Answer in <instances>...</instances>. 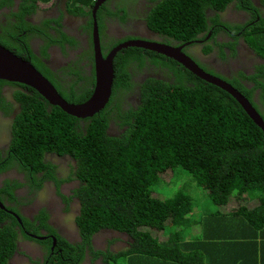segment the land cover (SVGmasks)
Here are the masks:
<instances>
[{"label": "trees", "instance_id": "16d2710c", "mask_svg": "<svg viewBox=\"0 0 264 264\" xmlns=\"http://www.w3.org/2000/svg\"><path fill=\"white\" fill-rule=\"evenodd\" d=\"M234 2L233 8L250 15L246 22L221 20L220 13ZM21 23L25 24L23 20ZM148 24L150 29L182 42L209 31L212 38L216 31L225 28L231 36L242 32L253 50L264 57V0H157ZM146 55L150 62L161 61L168 66L172 72L167 73L169 80L143 75L140 67L144 66ZM258 68L250 79L254 78L255 86L262 88L260 97H264V68ZM113 70L110 104L86 120L84 129L76 117L50 105L31 87L34 96L21 100L31 105L23 106L14 123L12 146L20 157L40 155L47 147H63L77 159V174L84 185L80 191L81 214L76 221L86 241L89 234L109 228L129 234L132 251L147 247L150 250L158 244L147 229H170L174 239L187 224L206 223L216 215L223 216V207L232 193L264 188L263 132L228 92L181 63L139 47L117 52ZM234 86L252 102L249 89L240 83ZM138 87L140 103L136 107L123 106ZM91 90L85 88L77 102L90 95ZM58 91L62 95L60 85ZM111 119H120L125 131L111 135ZM33 146L37 147L36 152ZM177 167L206 190L203 203H195L194 197L183 189L171 198L154 195L153 185L165 172ZM18 224L13 214L0 208V264H9L16 250ZM57 241L62 244L61 253L45 255L42 264H79L82 247L75 251L63 238L58 237ZM44 245L49 253L48 245ZM126 253L109 252L104 263L107 260L116 264Z\"/></svg>", "mask_w": 264, "mask_h": 264}, {"label": "flooded vegetation", "instance_id": "af4514ba", "mask_svg": "<svg viewBox=\"0 0 264 264\" xmlns=\"http://www.w3.org/2000/svg\"><path fill=\"white\" fill-rule=\"evenodd\" d=\"M70 1L73 0H46L42 5L39 0H0V45L29 61L58 93L60 85L62 95L59 94L67 102L82 103L92 94L96 49L105 57L126 41L142 40L181 47V51L204 72L229 83L248 99L245 92L234 86V83H240L249 89L252 99V102L248 99L249 102L263 116L264 97H260L263 90L256 87L255 79L250 77L258 73L259 66L264 68V57L253 50L242 32L231 36L225 28L216 31L212 38L209 31L182 42L150 29L148 17L157 0H103L95 11L93 4L96 0L87 8L73 3L69 6ZM234 5L235 2L220 13L221 20L246 22L250 15L233 8ZM94 25L98 29V43L94 37ZM128 47L134 46L122 47L117 52ZM140 70L147 77L163 80H169L167 73L172 74L167 65L161 61L150 62L147 55ZM90 87L91 94L77 102L78 96L84 94L83 90ZM32 89L25 84L0 79V208L13 214L19 223L16 250L9 264H42L45 255L61 253L62 244L58 243V237L70 243L75 251L82 247L79 264H105L109 252L115 253L130 245L131 236L125 232L115 236L113 231L116 230L103 228L89 234L88 241L84 239L76 221L81 214L80 191L84 181L77 174L75 156L63 147H47L40 155L23 158L12 146L16 118L23 106L31 105L21 100L34 96L35 89ZM139 103L138 87L131 91L128 103L123 106L136 107ZM108 104L110 99L105 107ZM46 108L50 110L51 107ZM96 114L76 117L81 128L84 129V122ZM125 128L120 119L109 122L111 135H120ZM33 149L37 151V147L33 146ZM35 227L36 232H33ZM23 234L32 240L24 238ZM44 244L48 245L49 253ZM94 251L103 254L95 255Z\"/></svg>", "mask_w": 264, "mask_h": 264}, {"label": "crops", "instance_id": "0c3cea01", "mask_svg": "<svg viewBox=\"0 0 264 264\" xmlns=\"http://www.w3.org/2000/svg\"><path fill=\"white\" fill-rule=\"evenodd\" d=\"M90 1L76 4L87 8ZM229 199L223 216L187 224L174 239L170 229H147L158 246L132 251L129 243L120 250L127 251L120 264H264V188L234 192Z\"/></svg>", "mask_w": 264, "mask_h": 264}, {"label": "water", "instance_id": "95a60500", "mask_svg": "<svg viewBox=\"0 0 264 264\" xmlns=\"http://www.w3.org/2000/svg\"><path fill=\"white\" fill-rule=\"evenodd\" d=\"M102 1L103 0L95 1L93 4L94 11ZM97 33L98 29L96 28V25H94V37L98 43ZM127 46L143 47L171 57L200 78L225 90L238 101L253 122L262 130L264 135L263 118L243 94L229 83L204 72L181 51V47L176 48L163 43L145 42L142 40L126 41L120 46L112 49L105 57H103L99 50L96 49L95 85L90 97L86 101L78 104L67 102L57 92L48 79L45 78L29 61L15 55L2 45H0V79L25 84L35 89L48 103L60 107L69 115L79 118L91 117L102 110L108 103L112 93L114 76L113 58L120 48ZM113 232L115 236L119 235V232Z\"/></svg>", "mask_w": 264, "mask_h": 264}, {"label": "rangeland", "instance_id": "374dc122", "mask_svg": "<svg viewBox=\"0 0 264 264\" xmlns=\"http://www.w3.org/2000/svg\"><path fill=\"white\" fill-rule=\"evenodd\" d=\"M71 2L72 1L68 3L69 6H71ZM261 113L263 114V117L261 115L260 116L264 118V113L263 112ZM178 189H183L184 192L193 196L195 203L198 202L203 203L204 199H207L205 194L206 190L198 186L191 178L189 173L184 169H182L181 167H177L172 171L170 170L168 172H165L163 176L159 178L157 184L153 185L154 195L161 199L173 197ZM98 255H102V254H98ZM109 256L110 254H107L106 258ZM122 261H123V257H119L116 261V264H120ZM105 262H107L108 264L109 261L106 260Z\"/></svg>", "mask_w": 264, "mask_h": 264}]
</instances>
